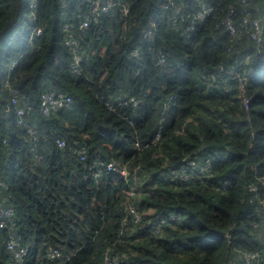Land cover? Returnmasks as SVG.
<instances>
[{"label": "trees", "instance_id": "16d2710c", "mask_svg": "<svg viewBox=\"0 0 264 264\" xmlns=\"http://www.w3.org/2000/svg\"><path fill=\"white\" fill-rule=\"evenodd\" d=\"M124 1L127 15L111 10L82 27L93 12L88 0H0V188L12 194L16 233L30 248L24 264H100L108 250L127 253L126 264H229L241 251L264 252V42L259 51L242 26L246 15L264 21V0H203L215 10L189 35L173 26L169 0ZM174 1L187 14L199 8V0ZM231 8L236 35L224 24ZM67 23L84 55L78 71ZM221 65L242 67L249 108L239 78L205 81ZM8 77L31 106L23 119L36 136L18 123ZM47 90L73 103L45 115ZM131 97L142 101L117 104ZM197 154L206 171L189 180L172 172ZM113 157L127 164L128 178L107 168L92 174ZM129 202L143 212L140 223L127 214ZM172 213L180 219L155 231ZM9 232L0 230V264H17ZM54 248L61 257H50Z\"/></svg>", "mask_w": 264, "mask_h": 264}, {"label": "built area", "instance_id": "2783aa9c", "mask_svg": "<svg viewBox=\"0 0 264 264\" xmlns=\"http://www.w3.org/2000/svg\"><path fill=\"white\" fill-rule=\"evenodd\" d=\"M88 2L92 3V14L86 16L81 22L80 25L82 27H88L92 20L97 21L104 13H108L111 10L118 9L122 11L123 15H127L130 10V4L125 2L124 0H107L103 2L102 0H88ZM199 8L192 13H186L185 7L181 2H177L174 0H169L166 4V8H169L173 14L172 23L173 26L177 28H183L184 34L189 35L192 31L196 29V27L205 21L215 8L212 4L199 0L198 1ZM235 9L231 8L227 18L224 21V24L230 29L233 35L238 34L239 29L233 23V16L235 14ZM188 16H190V21L186 24V27L181 25V22L187 20ZM242 26L246 29L249 37L255 41L256 48L259 51H263V42H264V21L261 17H253L251 15H246L243 17ZM74 27L72 24L67 23L65 25V29L68 31V34L65 38V42L68 46H70L75 51V70L78 71V65L84 59V55L78 51L77 47V39L76 33L71 29ZM37 32L36 34H40L42 32L41 28L35 29ZM138 54V52H135ZM22 55L15 58L11 64L10 69L15 68ZM167 63V55L165 52H161L157 57V64L164 65ZM244 64V62H243ZM242 67L238 68L236 65H232L226 67L224 65L219 66L218 72H210L205 73L204 78L206 82H209L214 87H219L220 83L218 80V75L221 74L222 76L225 75L224 80L227 81L229 77L239 78L241 82V87L243 89V96L245 105L249 108L250 97L247 95L246 91L244 90L245 87V80L246 77L241 72ZM4 87L9 89L12 97V104L14 105V111L18 116V123L25 124L27 130L33 135L36 136L38 132L32 126H29L24 122V114L30 109L31 106H27L26 104L23 105L22 102H25L26 98L24 95L21 96L22 90L19 87L13 86L11 83V79L8 77L4 80ZM124 96L119 95V99H124ZM124 101L117 102L118 105H122L123 103H127L129 101H133L135 105L141 103L142 99H137L136 97L125 98ZM174 100V96H170L167 100V106H171ZM73 103V97L66 94L63 91L53 92V91H44L42 93V100H41V110L45 115H50L53 111H56L63 107H69ZM107 105L116 110L117 105L115 103L112 104L110 101L107 102ZM167 107V108H168ZM2 115V111H0V117ZM163 119L162 118L160 129L156 134V138L161 135V129L163 127ZM7 141V140H5ZM139 143L137 142V145ZM60 145H66L64 140L60 141ZM87 146L83 145L81 150L79 151L82 154V158L85 159L87 156ZM210 166L209 162L206 164H200V156L197 154L195 156H190L186 158L185 161L179 165L178 167L174 168L172 172L179 177L189 180L193 177L194 171H206ZM107 168L109 172L118 173L121 178H128L130 176V170L126 163H123L121 160L117 159L116 157L111 158L108 162L105 161H97L95 163V168L93 170V175L95 177H99L102 175L103 170ZM259 182L264 185V176H260ZM0 185L7 188V184L4 182H0ZM138 185V177L135 176L133 182L131 184L132 193L136 194ZM251 189L254 192H259V184L253 183L251 184ZM11 193H6L3 189L0 188V230L9 228V236L6 240V247L7 250L12 254L13 259L17 262V264H24L29 256L30 248L26 245L20 236L17 235V221L15 220L16 209L11 204ZM261 203L264 206V198H261ZM126 212L128 215L131 216V219L134 223H140L143 219V212L141 209L137 207V205L133 202H129L125 205ZM180 216L176 214H170L167 218H163L154 223L153 228L155 231H159L162 227L167 224L170 220H178ZM264 223V220L262 221ZM51 258H59L61 257L62 253L59 248L51 249L49 252ZM240 259L234 258L232 259L229 264H264V252L261 251H254V250H244L239 253ZM127 261L129 262V256L127 253H119L116 254L110 250L106 252L104 259L100 262V264H126Z\"/></svg>", "mask_w": 264, "mask_h": 264}]
</instances>
